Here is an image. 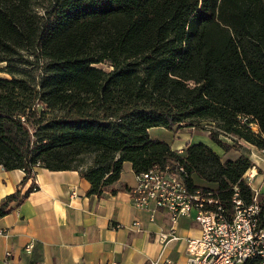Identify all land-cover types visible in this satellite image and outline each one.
I'll list each match as a JSON object with an SVG mask.
<instances>
[{
    "label": "trees",
    "instance_id": "trees-1",
    "mask_svg": "<svg viewBox=\"0 0 264 264\" xmlns=\"http://www.w3.org/2000/svg\"><path fill=\"white\" fill-rule=\"evenodd\" d=\"M0 63V166L21 182L37 166L73 169L101 197L124 162L135 174L178 162L225 207L235 188L252 201L248 154L224 160L202 141L179 151L149 129L206 124L224 151L264 149V0H0Z\"/></svg>",
    "mask_w": 264,
    "mask_h": 264
},
{
    "label": "crops",
    "instance_id": "crops-1",
    "mask_svg": "<svg viewBox=\"0 0 264 264\" xmlns=\"http://www.w3.org/2000/svg\"><path fill=\"white\" fill-rule=\"evenodd\" d=\"M187 142H193L190 135L179 130L168 143L181 150ZM239 142L248 149L251 173H255L251 186L262 198L264 155L254 145ZM212 148L224 160L247 151ZM33 174L37 187L24 196L30 186L28 178L21 182L24 172L0 166V204L20 191L0 216V264H149L160 254L176 264H187L184 239L200 235L198 224L190 217L179 218L178 238L168 240L164 247L158 235L168 228V214L134 206L130 189L135 173L129 162L122 165L120 179L114 184L117 190L101 197L88 195L90 183L77 170L37 166ZM261 219L264 221V212Z\"/></svg>",
    "mask_w": 264,
    "mask_h": 264
},
{
    "label": "built area",
    "instance_id": "built-area-1",
    "mask_svg": "<svg viewBox=\"0 0 264 264\" xmlns=\"http://www.w3.org/2000/svg\"><path fill=\"white\" fill-rule=\"evenodd\" d=\"M240 119L245 122L247 117ZM248 124L253 133L258 132L252 129L256 123ZM259 151L264 155V149ZM252 168L244 173V179L253 191L252 201L244 204L235 188L231 208L225 207L214 191L195 187V191L185 192V185L175 182V174H182L188 181L187 172L178 162L136 173L130 196L136 207L167 212L168 228L158 235L164 247L168 240L178 238L175 230L179 218L190 217L198 224L200 235L184 239L187 264H264V224L260 223L258 192L251 186L255 174L251 173ZM27 180L29 189H36L33 172ZM193 205H202V213H193ZM213 206H220V213H213ZM149 264L176 263L160 254Z\"/></svg>",
    "mask_w": 264,
    "mask_h": 264
},
{
    "label": "rangeland",
    "instance_id": "rangeland-1",
    "mask_svg": "<svg viewBox=\"0 0 264 264\" xmlns=\"http://www.w3.org/2000/svg\"><path fill=\"white\" fill-rule=\"evenodd\" d=\"M4 66V63H0V76H8L6 73L2 72L1 71V68ZM102 67L104 68H107V66L105 64H102L101 65ZM204 126H206V128H198V127H183L181 128V132L183 133H187L190 135V139L193 140V142H198V141H202L206 144H209V140H208V129L210 128V126H207L206 124H203ZM256 127V128H255ZM151 131V136L154 137L153 139H159V140H164V141H170L171 140V136L172 134L174 133V135L177 133V132H173V131H169L167 129H164L162 127H152L150 128ZM149 129V130H150ZM252 129L255 130L257 129L258 130V125L256 124L255 125H252ZM173 132V133H172ZM189 132V133H188ZM219 137L225 141H228V142H232L231 141V137L229 136H226L224 134H220ZM237 144L236 145V148L237 149H240L241 151L244 149V150H247V151H243L244 153L248 154V149H246V147L244 145H242L239 140H237ZM211 146H215V144L211 145Z\"/></svg>",
    "mask_w": 264,
    "mask_h": 264
},
{
    "label": "bare ground",
    "instance_id": "bare-ground-1",
    "mask_svg": "<svg viewBox=\"0 0 264 264\" xmlns=\"http://www.w3.org/2000/svg\"><path fill=\"white\" fill-rule=\"evenodd\" d=\"M175 182L178 185H185V192L195 191V188L188 186L182 174H175ZM193 213H202V205H193ZM213 213H220V206H213Z\"/></svg>",
    "mask_w": 264,
    "mask_h": 264
}]
</instances>
